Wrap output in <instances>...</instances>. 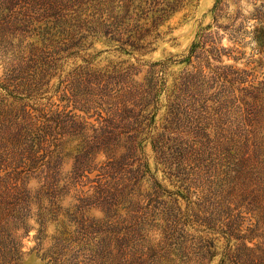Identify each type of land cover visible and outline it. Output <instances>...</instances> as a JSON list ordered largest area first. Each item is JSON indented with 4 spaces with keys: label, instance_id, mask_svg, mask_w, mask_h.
Instances as JSON below:
<instances>
[{
    "label": "rangeland",
    "instance_id": "1",
    "mask_svg": "<svg viewBox=\"0 0 264 264\" xmlns=\"http://www.w3.org/2000/svg\"><path fill=\"white\" fill-rule=\"evenodd\" d=\"M121 4L37 43V64L38 24L0 33V159L20 184L0 197V255L95 264L111 229L130 263L264 264V0H183L131 22L140 50L110 39ZM124 90L142 101L112 115L105 94Z\"/></svg>",
    "mask_w": 264,
    "mask_h": 264
},
{
    "label": "trees",
    "instance_id": "2",
    "mask_svg": "<svg viewBox=\"0 0 264 264\" xmlns=\"http://www.w3.org/2000/svg\"><path fill=\"white\" fill-rule=\"evenodd\" d=\"M89 2L91 4H89ZM101 0H90L85 2L83 0H0V33L4 34L9 31L10 33H17L18 30H27L30 25H36L33 28L35 31L33 34L28 35L33 38L32 42L28 43V53H30V61L37 64V60L42 54V48L40 49L37 46V43H45V40H51L53 35H69L73 36L76 33H81V37L86 35L82 34V30H87V26H97L102 24L101 21L95 18V13L98 12V4ZM183 0H122L120 5L119 13L113 17L114 21H111L110 24H114L116 35H112L110 39L116 40L119 42L120 46L130 45L134 49H143L145 39L143 34L138 32V28L141 26H136V22L143 20V23H146L147 20L150 22H162L166 19L172 12L182 6ZM87 3V5L84 4ZM92 9L91 13H86V10ZM64 9H71L69 14H64ZM44 13L46 17L49 16V20L43 24L39 21V15ZM135 21V24L131 22ZM134 27H133V26ZM142 25V24H141ZM129 26V27H128ZM86 28V29H84ZM81 31V32H80ZM21 34V33H20ZM71 34V35H70ZM125 35V36H123ZM16 36V35H15ZM261 42L264 41V37L259 39ZM48 43L43 44L44 47L48 46ZM145 42V41H144ZM38 51V52H37ZM28 56V55H27ZM51 64L45 61H41L39 68L34 71L36 74L43 75L45 74L48 67ZM73 95V94H72ZM107 101L110 105V110L112 115L123 109V106H126L129 101L131 106L137 105V102L142 101V96L139 100H134L135 94L129 91H117L112 94H105ZM130 96V97H129ZM147 105V104H146ZM65 106V105H64ZM167 112L171 113L173 110H168ZM154 117V112L151 113L150 122L147 126L152 125ZM29 125V129L35 126V122L29 121L26 124V127ZM146 126V124H144ZM107 127V126H106ZM117 125L111 127L115 129ZM169 129V128H168ZM106 137H111L110 134L113 133L112 130H107ZM165 132H159L156 136L157 141H164ZM169 138L168 134L166 139ZM104 140V139H102ZM163 145V144H162ZM4 159H2L3 161ZM0 159V179L4 181L2 189L0 191V197H4L10 194L13 191H19V177L18 172H16V167L8 169V166L12 164L11 161L3 164ZM11 167V166H10ZM109 234L106 237L100 239L99 244L97 245L95 251H97L98 256L94 257L93 262L95 264H137L135 262L136 258L133 260V263H130L127 259V251H122L121 254L112 255L111 242L117 240L115 235L112 234L111 229L108 230ZM2 247H0V250ZM101 258V259H100ZM120 258H123L124 262H119ZM0 264H8L11 261L5 255H0ZM117 261V262H116Z\"/></svg>",
    "mask_w": 264,
    "mask_h": 264
}]
</instances>
